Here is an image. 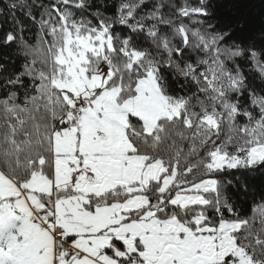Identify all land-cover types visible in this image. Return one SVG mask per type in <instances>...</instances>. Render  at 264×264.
I'll return each mask as SVG.
<instances>
[{"label":"snow or ice","instance_id":"obj_1","mask_svg":"<svg viewBox=\"0 0 264 264\" xmlns=\"http://www.w3.org/2000/svg\"><path fill=\"white\" fill-rule=\"evenodd\" d=\"M0 264H264V0H0Z\"/></svg>","mask_w":264,"mask_h":264}]
</instances>
